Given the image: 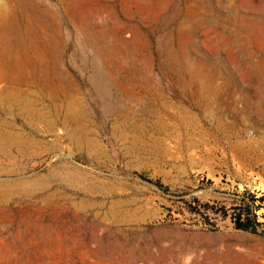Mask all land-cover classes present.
<instances>
[{
	"label": "rangeland",
	"instance_id": "obj_1",
	"mask_svg": "<svg viewBox=\"0 0 264 264\" xmlns=\"http://www.w3.org/2000/svg\"><path fill=\"white\" fill-rule=\"evenodd\" d=\"M0 14L47 55L0 79V264H264V232L233 222L254 195L264 231V0H0Z\"/></svg>",
	"mask_w": 264,
	"mask_h": 264
},
{
	"label": "bare ground",
	"instance_id": "obj_2",
	"mask_svg": "<svg viewBox=\"0 0 264 264\" xmlns=\"http://www.w3.org/2000/svg\"><path fill=\"white\" fill-rule=\"evenodd\" d=\"M134 2V1H133ZM20 5V4H19ZM19 7V6H18ZM17 10H18V8H17ZM5 15V14H4ZM4 15H1L0 14V17L2 18V19H0V61L3 63V72H2V74L0 75V79H4L5 77H8V79L10 78V79H15V80H17V81H23V80H21V77H19V72L20 71H22V70H25V68H26V65H27V56H28V58L30 59V58H36V60H43L44 59V57H47V55H45V53L40 49L41 47H38L37 46V44H40L39 42L37 43H34V42H25V38L22 36V35H20V33H16V34H9V32L5 29V26H7V25H9V16H10V14H9V16L8 17H5ZM22 18V17H21ZM22 24V23H21ZM43 24V23H42ZM37 25V24H36ZM25 26V25H24ZM41 27V26H40ZM42 28V27H41ZM196 27L194 26H192V28H191V30L193 31L194 29H195ZM30 29L28 28V27H26V29L24 30V31H29ZM33 32V31H32ZM26 34V33H25ZM14 38V40H15V42L16 43H18V45H15V44H13L14 42H13V39ZM124 38V37H123ZM46 41V40H45ZM125 41V40H124ZM47 43V42H46ZM125 43V42H124ZM42 45H44V44H42ZM122 46V45H121ZM120 46V47H121ZM20 47H21V49H24L25 51H26V54L25 55H22V53H21V49H20ZM47 47V46H46ZM122 47H124V46H122ZM121 47V48H122ZM19 49V50H18ZM46 49V48H45ZM48 49V48H47ZM123 49V48H122ZM49 50V49H48ZM23 51V50H22ZM50 51V50H49ZM51 52H52V50H51ZM144 52V51H143ZM24 53V52H23ZM48 54V53H47ZM50 54V53H49ZM80 54V53H79ZM53 57H54V54L52 55ZM51 56V57H52ZM48 59V58H47ZM31 61V60H30ZM46 61V60H45ZM45 61H43L44 63H45ZM52 61V60H51ZM50 62V61H49ZM30 63H33L32 61L30 62ZM29 63V64H30ZM36 63V62H35ZM46 63H48L47 61H46ZM118 63V62H117ZM137 64V63H136ZM32 65V64H31ZM48 65V64H47ZM46 65V66H47ZM117 65V64H116ZM139 66V65H138ZM50 67V66H49ZM137 68V67H136ZM35 69V68H34ZM33 69V70H34ZM139 69V68H138ZM130 70V69H129ZM140 70V69H139ZM25 72V71H24ZM27 72H30V70L29 71H27ZM27 72H25V73H27ZM66 72V71H65ZM22 73V72H21ZM20 73V74H21ZM32 73V72H31ZM30 73V74H31ZM42 73V72H41ZM50 73V72H49ZM30 74H29V76H30ZM27 76H28V74H27ZM41 76H42V74H41ZM49 76H51V74H49ZM24 77V76H23ZM37 77V76H36ZM52 77V76H51ZM50 77V78H51ZM53 78V77H52ZM135 78V77H134ZM8 79H6V80H8ZM25 79V78H24ZM30 79H32V78H30ZM36 79V78H35ZM34 79V80H35ZM39 79H40V77H39ZM42 79H43V77H42ZM57 79H59V78H57ZM51 80V79H50ZM54 80V78L52 79V81ZM29 81V80H28ZM33 81V80H32ZM31 81V82H32ZM5 82H9V81H5ZM31 82H29V83H31ZM75 82V81H74ZM26 83V82H25ZM37 83V82H36ZM52 83V82H51ZM50 83V84H51ZM58 83V82H57ZM60 83V82H59ZM20 84V83H19ZM32 84V83H31ZM44 84V83H43ZM4 85H5V83H4ZM12 85H13V83H12ZM24 85V84H23ZM27 86H29L28 84H26ZM39 86H41L42 84L40 83V84H38ZM59 85V84H58ZM124 85V84H123ZM2 86H3V84H2ZM1 86V87H2ZM6 86V85H5ZM18 86V85H17ZM36 86V85H35ZM45 86V85H44ZM53 87H55L54 85H52ZM127 86V85H126ZM11 88V86H10V84H9V86L7 87H5L6 88V90H7V88ZM13 87V86H12ZM36 87H38V86H36ZM51 87V86H50ZM63 87H66V86H64L63 85ZM3 88V87H2ZM14 89H15V87H13ZM19 88L20 87H18L17 88V90H19ZM32 88V87H31ZM45 88V87H44ZM21 89V88H20ZM25 89V88H24ZM43 89V88H42ZM51 89V88H50ZM49 89V90H50ZM125 89H127V88H125ZM129 89V88H128ZM126 90V91H128L129 92V90ZM5 90V89H4ZM3 90V91H4ZM10 90V89H9ZM26 90H27V88H26ZM41 90V89H40ZM54 90V89H53ZM52 90V91H53ZM62 90V89H61ZM63 90H64V88H63ZM1 91V90H0ZM2 91V92H3ZM25 91V90H24ZM36 91V90H35ZM124 91V90H123ZM132 91V90H131ZM9 92V91H8ZM19 92V91H18ZM41 92H42V90H41ZM54 92H56L55 90H54ZM54 92H53V94H54ZM20 93V92H19ZM43 93H44V91H43ZM61 93V92H60ZM135 93V92H134ZM138 93V92H137ZM140 93V92H139ZM142 93V92H141ZM147 93V92H146ZM5 95H6V97L8 98V96H7V91H6V93H4ZM13 94H15V93H13ZM13 94H12V96H13ZM30 94H32V92H30ZM33 94H35V92L33 91ZM32 94V95H33ZM46 94V93H45ZM66 93H64V95H65ZM133 94V93H132ZM5 95H2V93L0 92V106H5V102L3 101V99H6V97H5ZM59 95V94H58ZM136 95V94H135ZM145 95V94H144ZM5 98H4V97ZM40 96V95H39ZM39 96H36L37 98H39ZM49 96H50V94H49ZM49 96H48V98H49ZM52 96V95H51ZM72 96V95H71ZM70 96V97H71ZM14 97V96H13ZM12 97V98H13ZM140 97H142V96H140ZM12 98H10V102H12L11 101V99ZM46 98V97H45ZM50 98H52V97H50ZM49 98V99H50ZM65 98H66V96H65ZM204 98V97H203ZM75 98H74V96H73V98H71V101L72 100H74ZM78 99V98H77ZM206 99V98H205ZM31 100L32 99H30V102H31ZM34 100V99H33ZM51 100V99H50ZM6 101H8V100H6ZM54 101V100H53ZM126 101V100H125ZM205 101V100H204ZM27 102V101H26ZM29 102V103H30ZM40 102V101H39ZM55 102V101H54ZM70 102V101H69ZM74 102H75V100H74ZM74 102H70L69 104L71 105V104H73ZM13 103V102H12ZM24 103V102H23ZM42 103V102H41ZM47 103V102H46ZM63 103V102H62ZM7 104H9L10 105V103H7ZM14 104L15 105H19L20 106V108H23V109H20V110H23L22 112L24 113V112H28L31 116H35V115H38L37 114V112L35 111V109H37V108H35V107H37V105L34 107V106H32V107H34V108H32V107H25V106H22V105H20L21 104V102L18 100V101H15L14 102ZM28 104V103H27ZM31 104V103H30ZM43 104V103H42ZM41 104V105H42ZM61 104V103H60ZM205 104V103H204ZM8 105V106H9ZM67 105V104H66ZM74 105V104H73ZM40 106V105H39ZM49 106V105H48ZM56 106V105H55ZM64 106V105H63ZM10 107H12L11 105H10ZM16 107V106H15ZM42 107V106H41ZM43 107H45V106H43ZM52 107V106H51ZM57 107V106H56ZM56 107H55V109H56ZM67 107V106H66ZM71 108H72V105L70 106ZM207 107V106H206ZM3 108H5V107H3ZM29 108V109H28ZM40 107H38V109H39ZM71 108H69V107H67V110H71ZM8 109V108H7ZM12 110H13V108H11ZM10 109V110H11ZM15 109V108H14ZM43 109V108H42ZM50 109V108H49ZM48 109V110H49ZM62 109H63V107H62ZM131 109V108H130ZM154 109V108H153ZM2 110V109H1ZM5 110V109H4ZM19 110V109H18ZM46 110V109H45ZM65 110V109H64ZM75 110V109H74ZM3 111V110H2ZM1 111V112H2ZM58 111V110H57ZM56 111V112H57ZM8 112V111H7ZM19 112V111H18ZM17 112V113H18ZM48 112V111H47ZM50 112H52V111H50ZM55 112V113H56ZM62 112V111H61ZM64 112V111H63ZM69 112V111H68ZM71 112H74V111H71ZM1 114V113H0ZM45 114V113H44ZM43 114V115H44ZM62 114V113H61ZM64 114V113H63ZM73 114V113H72ZM75 114V113H74ZM74 114H73V117L72 118H74ZM126 114V113H125ZM24 115V114H23ZM42 115V116H43ZM48 115V114H47ZM55 115V114H54ZM68 115V114H67ZM67 115H65V116H67ZM70 115V114H69ZM68 115V116H69ZM6 116H8V115H6ZM39 116V115H38ZM49 116V115H48ZM48 116H47V118H48ZM51 116V115H50ZM53 116V115H52ZM56 116V115H55ZM62 116V115H61ZM67 116V117H68ZM71 116V115H70ZM127 116V115H126ZM154 116V115H153ZM0 117H1V115H0ZM19 117H21V116H19ZM37 117V116H36ZM145 117V116H144ZM144 117H142V118H144ZM193 117V116H192ZM24 118L26 119V118H28V116L25 114V116H24ZM44 118V117H43ZM55 118H59L58 116L57 117H55ZM77 118V117H76ZM127 118H128V116H127ZM133 118V117H132ZM131 118V119H132ZM3 119H4V116H3ZM2 119V120H3ZM9 119V118H8ZM30 119V118H29ZM35 119V118H34ZM39 119V118H38ZM37 119V120H38ZM42 119V118H41ZM51 119V118H50ZM53 119V118H52ZM63 119L65 120V118L63 117ZM62 119V120H63ZM136 119V118H135ZM1 119H0V121H2ZM31 120V119H30ZM57 120V119H56ZM67 120V119H66ZM74 120V119H73ZM72 120V121H73ZM3 121H5V120H3ZM3 121H2V123H3ZM16 121V120H15ZM14 121V122H15ZM25 121V120H24ZM39 121V120H38ZM43 121V120H42ZM51 121V120H50ZM49 121V122H50ZM7 122H9V121H7ZM53 122V121H52ZM56 122V121H55ZM54 122V124L56 125V123ZM63 123V121H60V123ZM147 122H148V120H147ZM4 123H6V121L4 122ZM10 123V122H9ZM8 123V124H9ZM25 123H27L26 121H25ZM33 123H37L36 121H34ZM137 123V122H136ZM1 124V123H0ZM17 124V123H16ZM24 124V123H23ZM38 124V123H37ZM65 124H68L67 123V121L65 122ZM135 124V123H134ZM5 125V124H4ZM11 125V124H10ZM13 125V124H12ZM15 125V124H14ZM27 125H28V123H27ZM49 125V124H48ZM137 125V124H136ZM151 125V124H150ZM9 126V125H8ZM64 126V125H63ZM16 126H11V128H12V130L14 131V134H16L15 133V130H16V128H15ZM18 127H19V124H18ZM30 127H31V125H30ZM56 127H57V125H56ZM64 127H66V126H64ZM10 128V127H9ZM20 128V127H19ZM54 128H55V126H54ZM53 128V129H54ZM62 128V127H61ZM219 128V127H218ZM24 129V128H23ZM7 130V129H6ZM9 131H10V129H8ZM21 130V129H20ZM49 130V129H48ZM3 131V130H2ZM5 131V130H4ZM17 131H18V129H17ZM24 131H25V133H26V130L24 129ZM54 131V130H53ZM56 131V130H55ZM51 132V131H50ZM57 132H59V131H57ZM12 133V132H11ZM20 133H21V131H20ZM19 133V134H20ZM53 132H51V134H52ZM59 133H61V132H59ZM56 134V133H55ZM22 135H23V132H22ZM21 135V136H22ZM28 135V134H27ZM29 135H31V134H29ZM57 135V134H56ZM59 135V134H58ZM19 136V135H18ZM33 138V137H32ZM36 138V137H35ZM34 138V139H35ZM38 139V138H37ZM40 140V139H39ZM38 140V141H39ZM42 140V139H41ZM18 141V140H17ZM43 141V140H42ZM34 142V141H33ZM39 143H41L40 141H39ZM45 143V142H44ZM32 145V144H31ZM34 146V145H33ZM43 148V147H42ZM16 149V148H15ZM18 149V151H20V149H19V147L17 148ZM44 149V148H43ZM24 151V150H23ZM27 152V151H26ZM9 153H12V152H9ZM8 153V154H9ZM24 153V152H23ZM7 154V155H8ZM12 155H15V153H13ZM16 156H18L17 154H16ZM81 218H83V219H85V216H81Z\"/></svg>",
	"mask_w": 264,
	"mask_h": 264
},
{
	"label": "trees",
	"instance_id": "obj_3",
	"mask_svg": "<svg viewBox=\"0 0 264 264\" xmlns=\"http://www.w3.org/2000/svg\"><path fill=\"white\" fill-rule=\"evenodd\" d=\"M255 196H251V200L247 201L242 199L235 206V215L233 217V222L236 228L242 230H248L253 233H263L264 231L260 230L259 226L261 222L258 221V215L256 209L258 206L255 205Z\"/></svg>",
	"mask_w": 264,
	"mask_h": 264
}]
</instances>
